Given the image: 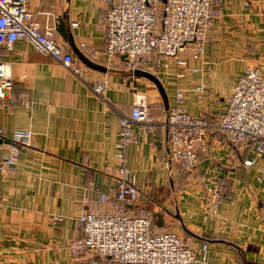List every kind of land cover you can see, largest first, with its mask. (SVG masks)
<instances>
[{"label": "crops", "instance_id": "crops-1", "mask_svg": "<svg viewBox=\"0 0 264 264\" xmlns=\"http://www.w3.org/2000/svg\"><path fill=\"white\" fill-rule=\"evenodd\" d=\"M110 8L108 0L30 2L39 25L53 28L54 40L82 65V80L25 41L0 52L11 78L0 128L8 138L15 131L30 138L29 146H16L14 164L0 175V264H112L89 255L73 259L66 244L82 237V215L117 206L119 122L130 116L138 96L145 98L154 124L125 150L124 166L134 173L138 193L127 211L146 210L155 225L182 236L198 251L195 264H264V156L233 149L227 134L215 129L201 145L195 169L186 172L169 159L166 126L178 92L189 115L217 126L244 70L264 74V0H222L203 54L182 52L183 78L175 65L135 69L158 78L168 110L152 82L134 76L122 57L105 54ZM93 83L104 84L102 96L92 92ZM10 147L0 149V162ZM248 158L254 165L245 166ZM214 185L221 200L211 217L205 202Z\"/></svg>", "mask_w": 264, "mask_h": 264}, {"label": "built area", "instance_id": "built-area-1", "mask_svg": "<svg viewBox=\"0 0 264 264\" xmlns=\"http://www.w3.org/2000/svg\"><path fill=\"white\" fill-rule=\"evenodd\" d=\"M108 1L111 8L105 17V54L122 57L132 72L143 64H152L161 70L175 65L180 70L177 77L183 78L187 62L181 54L186 49L195 58L203 54L204 46L212 39L222 0ZM30 2L0 0V52L10 50L18 40L25 41L35 51L61 63L76 79L82 80L84 68L54 40L53 28L39 25L29 9ZM10 88L9 67L0 62V106ZM91 90L102 96L105 86L93 83ZM183 104L184 96L178 92L175 106L168 111L166 120L169 159L182 170L192 172L195 169L200 147L215 129L227 134L233 149L264 156V74L258 68L244 70L217 126H207L202 119L189 115ZM153 124L145 98L136 97L130 116L119 122L116 158L122 165L115 176L117 206L113 212L88 213L80 217L82 237L66 244L73 259L89 255L107 259L112 264H195L198 261V251L190 248L178 233L155 225L152 213L140 210L131 214L127 211V207L137 201L138 193L134 173L124 166L125 150L142 134L151 132ZM134 125L138 126L136 130ZM29 140L28 133L17 131L8 138L0 128V149L6 146L4 141H9L12 146L10 156L0 162V175L14 164L16 146H29ZM254 163V158L244 162L247 167ZM108 199L104 194L99 195L102 203H107ZM220 200V189L214 185L206 197V216H216ZM200 251L204 260L207 247L203 245Z\"/></svg>", "mask_w": 264, "mask_h": 264}, {"label": "water", "instance_id": "water-1", "mask_svg": "<svg viewBox=\"0 0 264 264\" xmlns=\"http://www.w3.org/2000/svg\"><path fill=\"white\" fill-rule=\"evenodd\" d=\"M81 61H82L85 65L90 66V64H89L86 60L82 59ZM132 74H133L134 76H140V77H143V78L149 80L150 82H152V83L156 86V88H157V90H158V92H159V94H160V97H161V99H162V101H163V104H164L165 110H168V101H167V97H166V94H165V92H164V89H163V87H162L160 81L158 80V78H157L155 75L151 74V73L143 72V71H140V70H134V71L132 72ZM4 144L7 145V144H11V143H10L9 141H4Z\"/></svg>", "mask_w": 264, "mask_h": 264}, {"label": "rangeland", "instance_id": "rangeland-1", "mask_svg": "<svg viewBox=\"0 0 264 264\" xmlns=\"http://www.w3.org/2000/svg\"><path fill=\"white\" fill-rule=\"evenodd\" d=\"M124 59H122V61H123ZM124 62V64H125V68H127L128 70H129V67L127 66V64H126V62L125 61H123ZM140 66H138V68H139Z\"/></svg>", "mask_w": 264, "mask_h": 264}, {"label": "trees", "instance_id": "trees-1", "mask_svg": "<svg viewBox=\"0 0 264 264\" xmlns=\"http://www.w3.org/2000/svg\"><path fill=\"white\" fill-rule=\"evenodd\" d=\"M143 68H144V67H143V65H142V67L140 66V67H139V68H137V69H142V70H143Z\"/></svg>", "mask_w": 264, "mask_h": 264}]
</instances>
